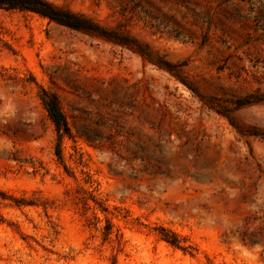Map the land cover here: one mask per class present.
Instances as JSON below:
<instances>
[{"label": "rangeland", "instance_id": "1", "mask_svg": "<svg viewBox=\"0 0 264 264\" xmlns=\"http://www.w3.org/2000/svg\"><path fill=\"white\" fill-rule=\"evenodd\" d=\"M48 1L111 38L0 7V264H264V0Z\"/></svg>", "mask_w": 264, "mask_h": 264}, {"label": "trees", "instance_id": "2", "mask_svg": "<svg viewBox=\"0 0 264 264\" xmlns=\"http://www.w3.org/2000/svg\"><path fill=\"white\" fill-rule=\"evenodd\" d=\"M0 7L5 9H17L20 11H29L37 13L50 21H54L59 25L69 27L71 29L87 31L105 38H111L110 35L105 33L96 23L86 18L83 15L76 14L71 11L62 10L48 0H0ZM44 108L54 123L57 134L58 142L56 144L55 153L58 159H62L61 143L60 140L63 135H68L70 132L67 119L62 112L58 99L54 95H48L43 90V96H41ZM251 103L250 101H240V104ZM109 230V228H108ZM161 235L164 240L169 242L173 246L181 247L180 238L170 230L163 229Z\"/></svg>", "mask_w": 264, "mask_h": 264}]
</instances>
